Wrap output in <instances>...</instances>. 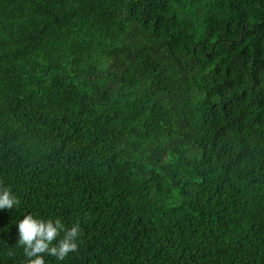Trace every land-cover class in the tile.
Returning <instances> with one entry per match:
<instances>
[{
    "label": "trees",
    "instance_id": "1",
    "mask_svg": "<svg viewBox=\"0 0 264 264\" xmlns=\"http://www.w3.org/2000/svg\"><path fill=\"white\" fill-rule=\"evenodd\" d=\"M0 186V264H264V0H0Z\"/></svg>",
    "mask_w": 264,
    "mask_h": 264
},
{
    "label": "clouds",
    "instance_id": "2",
    "mask_svg": "<svg viewBox=\"0 0 264 264\" xmlns=\"http://www.w3.org/2000/svg\"><path fill=\"white\" fill-rule=\"evenodd\" d=\"M19 203L18 198L10 187L0 186V209H13ZM19 239L18 243L24 249L28 258L27 264H45L44 254L64 260L70 252L77 251V238L79 225H74L66 230L59 219L44 220L32 214L25 215L17 224ZM64 232L63 238L58 244L53 241Z\"/></svg>",
    "mask_w": 264,
    "mask_h": 264
}]
</instances>
